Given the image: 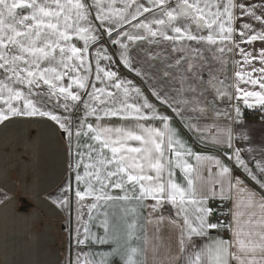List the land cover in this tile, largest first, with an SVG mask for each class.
I'll use <instances>...</instances> for the list:
<instances>
[{"label":"snow or ice","instance_id":"6c2138e0","mask_svg":"<svg viewBox=\"0 0 264 264\" xmlns=\"http://www.w3.org/2000/svg\"><path fill=\"white\" fill-rule=\"evenodd\" d=\"M257 131L264 0H0V264H46L52 224L12 217L13 173L56 264H264Z\"/></svg>","mask_w":264,"mask_h":264},{"label":"crops","instance_id":"0c3cea01","mask_svg":"<svg viewBox=\"0 0 264 264\" xmlns=\"http://www.w3.org/2000/svg\"><path fill=\"white\" fill-rule=\"evenodd\" d=\"M246 120H258V117L246 116ZM255 143L260 144L264 139V134L257 131L255 134ZM64 164V154L60 145L54 141H48L45 135V150L41 160V188H48L58 183L61 179ZM16 176V182L9 183L11 188L12 199L9 201L8 207L12 217L18 222L28 220L35 222L41 215L47 216L52 222L47 230V238L41 249L40 259L46 264H56L60 258L61 248L66 247V241L61 243L60 236L57 235L56 229L64 228L59 223L61 217L39 199L36 188L29 182L23 179L22 173H13Z\"/></svg>","mask_w":264,"mask_h":264},{"label":"built area","instance_id":"2783aa9c","mask_svg":"<svg viewBox=\"0 0 264 264\" xmlns=\"http://www.w3.org/2000/svg\"><path fill=\"white\" fill-rule=\"evenodd\" d=\"M247 116H250V117H258L257 115H254V114H249V115H247Z\"/></svg>","mask_w":264,"mask_h":264}]
</instances>
